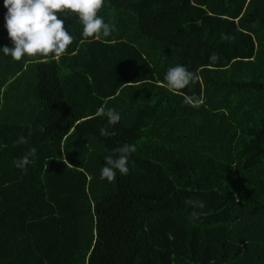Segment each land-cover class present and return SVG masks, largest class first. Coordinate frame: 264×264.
Here are the masks:
<instances>
[{"label": "trees", "instance_id": "trees-1", "mask_svg": "<svg viewBox=\"0 0 264 264\" xmlns=\"http://www.w3.org/2000/svg\"><path fill=\"white\" fill-rule=\"evenodd\" d=\"M99 14L117 31L92 42L62 17L76 39L59 59L0 51V264H264V0H105ZM176 65L199 77L180 93L164 79ZM124 144L129 173L101 179Z\"/></svg>", "mask_w": 264, "mask_h": 264}, {"label": "clouds", "instance_id": "clouds-1", "mask_svg": "<svg viewBox=\"0 0 264 264\" xmlns=\"http://www.w3.org/2000/svg\"><path fill=\"white\" fill-rule=\"evenodd\" d=\"M105 0H3L6 9L4 13V27L7 30L11 47L0 46V51L6 56L20 62L25 58L31 60L47 61L49 57L59 59L68 54V49L75 41V37L69 33L65 16L75 15L82 25V40L92 42L103 37H109L117 31L114 25L105 22L99 14L104 7ZM228 39V37H225ZM234 39V37H233ZM210 59L215 62L219 59L213 54ZM166 86L170 91L180 93L183 89L194 84L198 79L195 72L189 71L183 65L170 67L165 74ZM192 98L189 97V100ZM198 107L199 104H193ZM97 116L106 117L108 125H116L120 115L114 109L101 108ZM102 136L110 137L115 132L109 131L107 126L100 129ZM28 141L21 136L15 143L26 144ZM136 151L135 145L124 144L116 149L118 155H106L105 166L101 169V179L113 182L117 172L121 175L129 173L128 158ZM31 155H35L36 148L30 149ZM15 166L25 174L27 166L32 163L29 155L14 162ZM186 205L193 208H203L204 203L199 199H188ZM192 218H197V213L192 212Z\"/></svg>", "mask_w": 264, "mask_h": 264}]
</instances>
